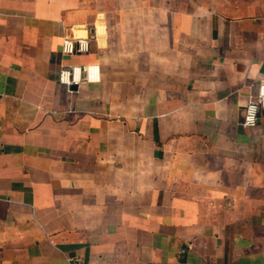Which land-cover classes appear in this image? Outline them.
I'll return each mask as SVG.
<instances>
[{
  "label": "crops",
  "instance_id": "crops-1",
  "mask_svg": "<svg viewBox=\"0 0 264 264\" xmlns=\"http://www.w3.org/2000/svg\"><path fill=\"white\" fill-rule=\"evenodd\" d=\"M262 83L264 0H0V264H264Z\"/></svg>",
  "mask_w": 264,
  "mask_h": 264
},
{
  "label": "built area",
  "instance_id": "built-area-1",
  "mask_svg": "<svg viewBox=\"0 0 264 264\" xmlns=\"http://www.w3.org/2000/svg\"><path fill=\"white\" fill-rule=\"evenodd\" d=\"M90 51V41L88 39H65L63 43L62 52L64 55H73L77 53H88ZM93 68L82 69L80 67L72 66L62 69L60 72L61 83L67 86L78 85L84 79H91L87 75ZM84 73V77H83ZM261 113H264V83L259 85L258 94L251 97L248 101L245 109V115L243 120L244 128L255 127L259 122ZM74 264H82L80 258L74 259Z\"/></svg>",
  "mask_w": 264,
  "mask_h": 264
}]
</instances>
